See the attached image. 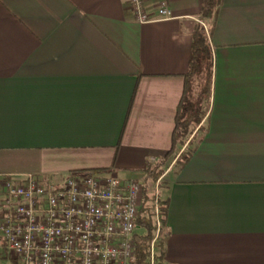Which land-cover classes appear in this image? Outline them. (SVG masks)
Returning <instances> with one entry per match:
<instances>
[{
  "label": "crops",
  "instance_id": "obj_1",
  "mask_svg": "<svg viewBox=\"0 0 264 264\" xmlns=\"http://www.w3.org/2000/svg\"><path fill=\"white\" fill-rule=\"evenodd\" d=\"M201 2L143 0L172 17L140 24L130 0H0V194L107 170L151 195L163 160L160 264H264V0H221L199 141L180 169L165 157Z\"/></svg>",
  "mask_w": 264,
  "mask_h": 264
},
{
  "label": "built area",
  "instance_id": "obj_2",
  "mask_svg": "<svg viewBox=\"0 0 264 264\" xmlns=\"http://www.w3.org/2000/svg\"><path fill=\"white\" fill-rule=\"evenodd\" d=\"M138 23L169 19L143 0H130ZM0 198V264H138L136 220L144 204L142 182L95 171L73 172L59 182L26 175L5 178ZM147 188V186H146ZM159 184L150 204L155 225L145 264H158Z\"/></svg>",
  "mask_w": 264,
  "mask_h": 264
},
{
  "label": "trees",
  "instance_id": "obj_3",
  "mask_svg": "<svg viewBox=\"0 0 264 264\" xmlns=\"http://www.w3.org/2000/svg\"><path fill=\"white\" fill-rule=\"evenodd\" d=\"M221 0H202L200 19L209 24L206 32L201 24H197L192 32L191 51L188 61V70L184 77V88L179 104L176 108L175 125L171 135V149L165 157L174 154L175 147H183L179 154H176L174 165L180 169L190 159L195 151V144L198 138L195 129H201L203 118L208 112L212 90L213 57L208 40L213 31L216 14L220 8ZM163 160L156 165L148 166L145 171L147 178L156 182L162 174ZM105 172L107 170H94ZM151 198L144 187V204L136 220V229H141L140 233H135V258L138 264H145L147 261L150 242L154 238L155 225L152 216ZM159 219L162 228L165 225L168 200H159ZM157 262L161 263L163 258L162 240H156Z\"/></svg>",
  "mask_w": 264,
  "mask_h": 264
},
{
  "label": "rangeland",
  "instance_id": "obj_4",
  "mask_svg": "<svg viewBox=\"0 0 264 264\" xmlns=\"http://www.w3.org/2000/svg\"><path fill=\"white\" fill-rule=\"evenodd\" d=\"M181 149V146L179 145L178 147H177V150H176V153H178V151ZM176 153H174L173 155H171L169 158H172L174 155H176ZM36 177H39V176H37V175H35ZM117 177V176H116ZM40 178H42V177H40ZM137 178H140V175H138L137 174ZM140 181V180H139ZM152 184V181L151 182H149V186ZM142 230L141 229H136V233H140Z\"/></svg>",
  "mask_w": 264,
  "mask_h": 264
}]
</instances>
